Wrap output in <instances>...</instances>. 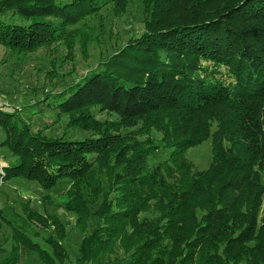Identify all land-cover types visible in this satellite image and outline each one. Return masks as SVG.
I'll return each mask as SVG.
<instances>
[{
	"label": "trees",
	"instance_id": "1",
	"mask_svg": "<svg viewBox=\"0 0 264 264\" xmlns=\"http://www.w3.org/2000/svg\"><path fill=\"white\" fill-rule=\"evenodd\" d=\"M87 1L0 0V47L30 52L57 41L53 20L75 24L97 10ZM113 1L121 8L127 0ZM151 5L142 35L105 62L132 72L139 66L143 81L130 77L125 86L116 73L97 71L30 104L66 116L68 126L89 137L33 132L14 105L0 101V148L17 160L0 180L24 179L43 191L67 181L63 208L76 216L75 228L83 233L91 216L99 223L81 236L76 264H264V0ZM225 38L232 43L223 44ZM204 60L223 62L234 83L213 78L200 68ZM203 72L212 76L198 79ZM95 107L120 123L96 120ZM123 126L132 130L122 133ZM207 140L211 163L197 171L185 153ZM159 148L169 157L150 166ZM23 212L44 226L53 221L46 241L52 254L7 223L13 245L0 264H16L18 248L46 264H65V225L29 204Z\"/></svg>",
	"mask_w": 264,
	"mask_h": 264
},
{
	"label": "rangeland",
	"instance_id": "2",
	"mask_svg": "<svg viewBox=\"0 0 264 264\" xmlns=\"http://www.w3.org/2000/svg\"><path fill=\"white\" fill-rule=\"evenodd\" d=\"M87 2L89 3V0ZM93 2L98 6L97 10L75 24L59 27V21L53 20L59 29L57 41L47 42L48 44L46 43L43 47L30 52L6 50L0 47V101L6 102L8 106L14 105L20 121L29 124L33 132L41 131L46 136L64 134L66 138L72 140L89 137L90 132L68 126L66 116L58 119L56 112L46 109L45 106L32 107L30 104L32 105L36 99L42 100L48 95L58 94L67 86L82 82L85 77L94 72L112 71L125 86H128L127 80L130 77L143 81L145 73L143 68L137 66V70L132 72L123 68L119 69L116 61L110 65H105V62L129 42L137 40L142 35L145 22L150 19L146 8L152 6L151 0H127L124 7V3L121 4V8L115 7L113 0H93ZM229 23L233 21L230 20ZM221 31L222 28L215 29V33L219 34ZM208 33H210L209 29ZM231 40V38H225L223 44ZM213 46L211 45L210 49L216 48ZM212 63V61H201L200 68L212 70L213 78L218 81L234 83L228 77L229 74L232 76V73L227 72V66L223 62H220V66L217 67ZM214 69L219 72L216 73ZM208 76L211 77V73L203 72L198 73L196 77L204 80V77ZM91 113L98 121L120 123V117L116 114L100 111L98 107L92 108ZM118 130L123 133L130 132L132 129L123 126ZM3 137V131L0 129V141ZM150 137L154 138V144L161 145L159 134L155 131ZM169 154L170 150L159 148L154 155L150 156L148 164L152 166L157 162L165 161ZM185 157L197 171L206 170L211 163L210 140L187 150ZM16 161L5 147L0 148V174L3 173L4 167L14 165ZM101 178L104 181V176ZM67 188V181L60 182L50 191H43L35 183L24 179L5 182L0 180V261L6 257L13 245L10 224L27 235L48 255L52 254L46 241L50 235H54L53 221L50 220L48 225L44 226L43 223L27 220L23 206L29 204L31 209H37L44 217L50 214L55 215L58 222L65 225L60 242L67 255L65 264H76L81 236H88L99 223L91 216L83 233L75 228L76 216L63 208V203L67 199L64 195ZM262 201L264 202V196ZM96 208L97 206H94L91 210ZM17 254L16 264H46L42 257L35 253H28L24 248H18ZM119 258V253L112 255V260H119ZM54 264L58 262L54 261Z\"/></svg>",
	"mask_w": 264,
	"mask_h": 264
},
{
	"label": "built area",
	"instance_id": "3",
	"mask_svg": "<svg viewBox=\"0 0 264 264\" xmlns=\"http://www.w3.org/2000/svg\"><path fill=\"white\" fill-rule=\"evenodd\" d=\"M2 104H3L4 106H8V104H7L6 102H2Z\"/></svg>",
	"mask_w": 264,
	"mask_h": 264
}]
</instances>
